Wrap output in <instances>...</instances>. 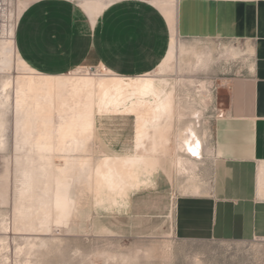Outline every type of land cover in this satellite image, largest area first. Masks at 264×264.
<instances>
[{"label":"rangeland","instance_id":"374dc122","mask_svg":"<svg viewBox=\"0 0 264 264\" xmlns=\"http://www.w3.org/2000/svg\"><path fill=\"white\" fill-rule=\"evenodd\" d=\"M29 1L0 0V264H264V240H180L172 218L181 188L195 180L199 161L208 162L223 87L245 63L234 51L238 45L178 37L153 73L123 77L144 80V98L101 108L96 94L93 131L85 148L73 153L86 165L83 170L76 164L65 180L54 162L66 154L47 153L43 160L36 142L50 133L58 146L59 126L84 106V92L75 95L67 79L119 76L96 66L55 82L35 79L18 108L16 93L29 71L17 52L9 58L6 34L17 27ZM93 1L108 6L117 0ZM148 1L164 10L175 0ZM7 83L10 101L2 105ZM139 116L154 126L141 138ZM189 130L201 142L199 155L185 145ZM26 173L35 182L23 207L19 193ZM60 202L66 208L62 215L55 210Z\"/></svg>","mask_w":264,"mask_h":264},{"label":"crops","instance_id":"0c3cea01","mask_svg":"<svg viewBox=\"0 0 264 264\" xmlns=\"http://www.w3.org/2000/svg\"><path fill=\"white\" fill-rule=\"evenodd\" d=\"M168 6L117 0L103 4L92 22L76 0H30L15 29L16 52L48 77L97 66L139 78L164 63L178 37L238 45L234 51L245 63L223 87L208 162L199 161L195 180L181 188L173 226L180 240H264V0H175ZM84 148L75 145L68 155L76 158Z\"/></svg>","mask_w":264,"mask_h":264},{"label":"bare ground","instance_id":"6f19581e","mask_svg":"<svg viewBox=\"0 0 264 264\" xmlns=\"http://www.w3.org/2000/svg\"><path fill=\"white\" fill-rule=\"evenodd\" d=\"M86 1L87 2L85 4L80 3V7L86 12V14L89 16L91 21L95 22L103 10V4L101 2L93 1V0H86ZM15 29L16 27L10 28L9 30H7V34H6V50L7 53L9 54L8 55L9 58H12L16 55ZM174 47H175V41L172 40L170 49ZM22 64L27 68V71H29V76H27L28 78L24 80V83L20 86L19 91L16 93L17 100L15 103L18 108H22L23 105L26 104L29 98V93L36 85L35 79L51 80L52 82H55L59 79H66V77H68V76L48 77V76L40 75L35 71H33L31 68H29L24 62H22ZM67 81L71 83L72 90L75 93V95H78L80 92H84L85 101L83 108L79 109L78 114L76 116H73L69 120L64 121V123L59 126L58 146L54 144V136L50 133L40 135L38 141L36 142L38 153L40 154V158L43 160L45 159V154L47 153L50 154L56 151H61L66 154V156L64 157L56 158L54 162V165L58 171V176L65 180L69 177L70 169L73 166L77 164L80 168H83L84 165H86V161L83 158H72L68 154L70 153L72 147H74L75 145L80 147L81 146L85 147L86 141L89 139V136L93 131V118L95 114V105H96L95 95L98 94L100 96L99 107L102 108L107 104H109L110 102L115 104L118 103V101L122 102L123 98L127 101L128 100L132 101L134 96L144 98L146 93V87L145 84L142 83L144 81L142 79L125 81L122 77H118V78H102L97 80L96 78H94L92 74H86L85 76L79 77L77 79L68 78ZM10 86H11L10 83L4 85L3 92H5L7 96L6 97L4 96L6 98V101L2 102L1 103L2 105H6L10 101V96L7 93ZM139 123H140L139 134L140 136H144V134L147 133L149 128H151V125L149 124L147 119L142 116L140 117ZM184 142L185 145L188 147V149L191 150L193 154H199L198 152L201 142L198 139H196V136L192 130L186 132L184 136ZM3 145H4L3 143H0V146ZM47 160L49 164H51V158H48ZM58 160H60L62 163L59 162L60 164H58L57 163ZM178 166L180 168H183L181 162L178 163ZM24 178L25 180L23 183V189L19 193L23 207L25 206V202L31 198L33 184L35 182L34 176L29 173H26ZM57 179L58 178H56V180ZM44 186L46 187L47 184L45 183ZM46 188H48V186ZM56 200L57 199H55V202ZM55 204H56L55 210L60 215L66 212L65 206H63L61 202L59 204L57 203Z\"/></svg>","mask_w":264,"mask_h":264}]
</instances>
